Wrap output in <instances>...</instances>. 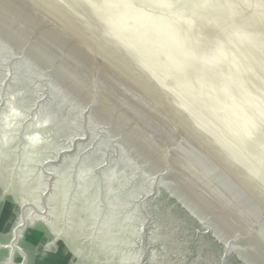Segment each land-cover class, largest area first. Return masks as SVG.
I'll use <instances>...</instances> for the list:
<instances>
[{
	"label": "water",
	"instance_id": "95a60500",
	"mask_svg": "<svg viewBox=\"0 0 264 264\" xmlns=\"http://www.w3.org/2000/svg\"><path fill=\"white\" fill-rule=\"evenodd\" d=\"M0 185L89 264H264V0H0Z\"/></svg>",
	"mask_w": 264,
	"mask_h": 264
},
{
	"label": "rangeland",
	"instance_id": "374dc122",
	"mask_svg": "<svg viewBox=\"0 0 264 264\" xmlns=\"http://www.w3.org/2000/svg\"><path fill=\"white\" fill-rule=\"evenodd\" d=\"M0 264H89L0 185Z\"/></svg>",
	"mask_w": 264,
	"mask_h": 264
},
{
	"label": "flooded vegetation",
	"instance_id": "af4514ba",
	"mask_svg": "<svg viewBox=\"0 0 264 264\" xmlns=\"http://www.w3.org/2000/svg\"><path fill=\"white\" fill-rule=\"evenodd\" d=\"M215 252L217 253V255H216V257L218 256V255H220V253H221V250H220V248L216 245L215 246ZM215 264H218V260H216V263ZM228 264H238V263H236L235 261H233V260H230L229 262H228Z\"/></svg>",
	"mask_w": 264,
	"mask_h": 264
}]
</instances>
